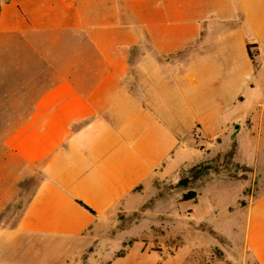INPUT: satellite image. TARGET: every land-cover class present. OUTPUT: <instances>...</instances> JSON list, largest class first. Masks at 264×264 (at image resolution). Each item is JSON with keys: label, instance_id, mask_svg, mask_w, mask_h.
Instances as JSON below:
<instances>
[{"label": "crops", "instance_id": "obj_1", "mask_svg": "<svg viewBox=\"0 0 264 264\" xmlns=\"http://www.w3.org/2000/svg\"><path fill=\"white\" fill-rule=\"evenodd\" d=\"M19 45L53 78L34 97L33 62L0 59V115L26 117L7 145L40 176L12 235L90 237L195 128L246 120L264 164V0H0V58ZM244 210L242 248L264 264V189Z\"/></svg>", "mask_w": 264, "mask_h": 264}, {"label": "rangeland", "instance_id": "obj_2", "mask_svg": "<svg viewBox=\"0 0 264 264\" xmlns=\"http://www.w3.org/2000/svg\"><path fill=\"white\" fill-rule=\"evenodd\" d=\"M24 48L0 59L33 62L36 97L53 75ZM25 118L0 115V264H254L242 228L246 204L264 189V164L246 120L212 138L195 128L177 167L138 188L136 209L109 211L90 237L55 239L11 234L40 179L37 166L7 145ZM190 191L195 197L184 201Z\"/></svg>", "mask_w": 264, "mask_h": 264}, {"label": "trees", "instance_id": "obj_3", "mask_svg": "<svg viewBox=\"0 0 264 264\" xmlns=\"http://www.w3.org/2000/svg\"><path fill=\"white\" fill-rule=\"evenodd\" d=\"M247 47H249V46H247ZM249 55L251 56L250 53H249ZM194 197H195V192L190 191V192H188L186 195H184L183 200H184V201L191 200V199H193ZM79 205H81L82 207H84V208H85L86 210H88L90 213L94 214V212H93L91 209H89L86 205H84V204H82V203H80V202H79Z\"/></svg>", "mask_w": 264, "mask_h": 264}, {"label": "built area", "instance_id": "obj_4", "mask_svg": "<svg viewBox=\"0 0 264 264\" xmlns=\"http://www.w3.org/2000/svg\"><path fill=\"white\" fill-rule=\"evenodd\" d=\"M248 51L251 55L255 54V48L252 45H249Z\"/></svg>", "mask_w": 264, "mask_h": 264}]
</instances>
